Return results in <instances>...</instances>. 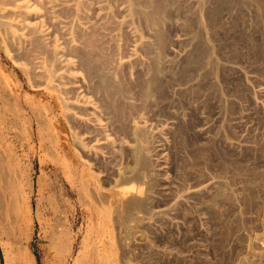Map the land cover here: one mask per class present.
Masks as SVG:
<instances>
[{
    "label": "rangeland",
    "instance_id": "obj_1",
    "mask_svg": "<svg viewBox=\"0 0 264 264\" xmlns=\"http://www.w3.org/2000/svg\"><path fill=\"white\" fill-rule=\"evenodd\" d=\"M0 264H264V0H0Z\"/></svg>",
    "mask_w": 264,
    "mask_h": 264
},
{
    "label": "bare ground",
    "instance_id": "obj_2",
    "mask_svg": "<svg viewBox=\"0 0 264 264\" xmlns=\"http://www.w3.org/2000/svg\"><path fill=\"white\" fill-rule=\"evenodd\" d=\"M24 3H25V4H28V2H27V1H26V2L24 1ZM27 7H28V6H27ZM42 14H43V13H42ZM44 14H45V13H44Z\"/></svg>",
    "mask_w": 264,
    "mask_h": 264
}]
</instances>
